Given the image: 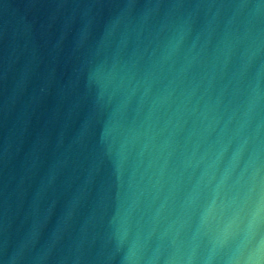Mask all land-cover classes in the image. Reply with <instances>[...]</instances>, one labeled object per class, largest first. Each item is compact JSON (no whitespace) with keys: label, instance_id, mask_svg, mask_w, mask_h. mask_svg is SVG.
<instances>
[{"label":"water","instance_id":"obj_1","mask_svg":"<svg viewBox=\"0 0 264 264\" xmlns=\"http://www.w3.org/2000/svg\"><path fill=\"white\" fill-rule=\"evenodd\" d=\"M0 264H264V0H0Z\"/></svg>","mask_w":264,"mask_h":264}]
</instances>
